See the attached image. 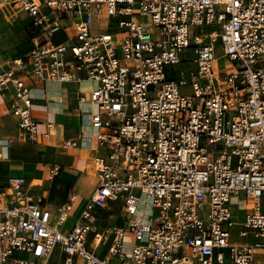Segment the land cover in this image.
Segmentation results:
<instances>
[{
	"label": "built area",
	"instance_id": "obj_1",
	"mask_svg": "<svg viewBox=\"0 0 264 264\" xmlns=\"http://www.w3.org/2000/svg\"><path fill=\"white\" fill-rule=\"evenodd\" d=\"M15 2L47 41L0 59V90L32 139L29 79L92 82L98 183L66 230L76 197L50 208L0 185V264H264V0ZM117 201L130 218L102 256L89 238Z\"/></svg>",
	"mask_w": 264,
	"mask_h": 264
},
{
	"label": "crops",
	"instance_id": "obj_2",
	"mask_svg": "<svg viewBox=\"0 0 264 264\" xmlns=\"http://www.w3.org/2000/svg\"><path fill=\"white\" fill-rule=\"evenodd\" d=\"M14 7L23 12L16 2ZM27 18L31 20L28 15ZM37 30L34 49L47 41L39 28ZM69 34V30L61 31L53 40L63 43ZM33 50L26 54L4 52L0 45V59L27 57ZM80 76L84 77L83 73ZM28 84L32 88V115L39 124V132L32 139L13 113V91L0 90V185L14 187L22 183L27 194L43 198L44 205L50 208L74 196L76 212L86 204L98 183L93 162L98 148L91 127L92 107L82 101L83 98L89 100L94 84L86 80L42 82L33 79H29ZM70 139L76 141V146L65 145ZM55 165L61 167V172L51 177L50 171ZM123 214L127 224L130 217L124 208Z\"/></svg>",
	"mask_w": 264,
	"mask_h": 264
},
{
	"label": "rangeland",
	"instance_id": "obj_3",
	"mask_svg": "<svg viewBox=\"0 0 264 264\" xmlns=\"http://www.w3.org/2000/svg\"><path fill=\"white\" fill-rule=\"evenodd\" d=\"M14 2L15 1L13 0H8L7 2L0 3V45L4 52L26 54L36 46L35 38L38 35V30L32 25L31 20L27 18L25 12H18V10L15 9ZM216 46L217 56L220 57L223 54L220 49V42H218ZM225 63V60L220 58L217 62V69H225ZM185 69L186 67L178 66L179 73ZM184 91L188 93L191 92L189 89ZM84 204L77 209L72 219H70L62 229L66 230L72 228L84 209ZM233 206L234 216L239 222H242L245 216V211L240 210L237 199H234ZM150 207V202L143 201L140 209L146 211V209H150ZM109 208L111 209L102 208L98 210L99 230L98 233L91 235L89 238V246L102 256L107 254V248L113 241V236L110 235L106 243H104L105 237H103L102 242L99 245L98 241L100 236L111 228L122 226L126 223V217L123 214V203L121 201L113 203Z\"/></svg>",
	"mask_w": 264,
	"mask_h": 264
},
{
	"label": "bare ground",
	"instance_id": "obj_4",
	"mask_svg": "<svg viewBox=\"0 0 264 264\" xmlns=\"http://www.w3.org/2000/svg\"><path fill=\"white\" fill-rule=\"evenodd\" d=\"M8 0H0V3H4L7 2Z\"/></svg>",
	"mask_w": 264,
	"mask_h": 264
}]
</instances>
